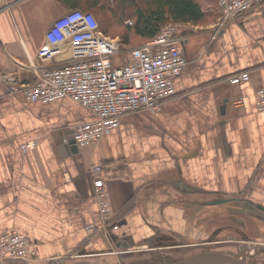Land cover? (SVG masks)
Listing matches in <instances>:
<instances>
[{
	"label": "crops",
	"instance_id": "obj_1",
	"mask_svg": "<svg viewBox=\"0 0 264 264\" xmlns=\"http://www.w3.org/2000/svg\"><path fill=\"white\" fill-rule=\"evenodd\" d=\"M82 8L66 0H0V234L21 233L37 252V260L0 264L145 261L164 247L211 242L209 235L230 242L231 228L245 240L249 226L264 241V113L254 103L264 87V2L215 37L220 14L177 26L187 65L175 94L159 112L127 113L96 145L69 152L73 128L94 115L68 98L28 102L8 82H31L65 61L68 52L43 64L37 51L55 19ZM239 72L248 82L229 84ZM30 142L36 146L23 153L20 144ZM94 164L110 171L104 186L112 220L90 236L84 227L98 221Z\"/></svg>",
	"mask_w": 264,
	"mask_h": 264
},
{
	"label": "built area",
	"instance_id": "obj_2",
	"mask_svg": "<svg viewBox=\"0 0 264 264\" xmlns=\"http://www.w3.org/2000/svg\"><path fill=\"white\" fill-rule=\"evenodd\" d=\"M264 0H216L220 15L215 37L234 18L259 8ZM126 24L132 25L130 20ZM178 27L166 25L150 42L131 47L124 61L116 64L120 42L104 35L96 17L87 11L73 10L53 21L45 32V42L37 57L41 63H51L60 53H69L61 64L40 69L31 82L13 84L11 93L20 92L28 102L42 104L65 98L87 109L94 120L73 128V140L79 147L96 145L118 127L120 118L136 111L159 112L165 99L175 94L174 80L187 65ZM249 74L239 72L228 78L229 84L248 82ZM255 109L264 113V87L255 91ZM66 142V140H64ZM35 147V142L20 144L21 151ZM110 171L102 164L90 168L93 178V198L98 221L89 223L84 231L106 230L112 217L104 181ZM118 230V225H111ZM37 260L35 244L25 235L7 230L0 234V261Z\"/></svg>",
	"mask_w": 264,
	"mask_h": 264
},
{
	"label": "trees",
	"instance_id": "obj_3",
	"mask_svg": "<svg viewBox=\"0 0 264 264\" xmlns=\"http://www.w3.org/2000/svg\"><path fill=\"white\" fill-rule=\"evenodd\" d=\"M84 4L99 22L106 36L117 37L120 43L136 47L150 42L166 25H197L219 14L216 0H66ZM132 18V25L123 20ZM124 28L123 34L119 28Z\"/></svg>",
	"mask_w": 264,
	"mask_h": 264
},
{
	"label": "rangeland",
	"instance_id": "obj_4",
	"mask_svg": "<svg viewBox=\"0 0 264 264\" xmlns=\"http://www.w3.org/2000/svg\"><path fill=\"white\" fill-rule=\"evenodd\" d=\"M92 13V12H91ZM93 14V13H92ZM61 16V15H60ZM179 26V25H178ZM119 30H120V33H122L123 34V32H124V28H119ZM110 37H112L113 38V36H110ZM115 38V37H114ZM120 42V41H119ZM132 46H130V47H128V45H125V44H122V43H120V50H119V56H124V54L125 53H127V50L129 49V48H131ZM133 48V47H132ZM35 146H36V142H35ZM90 147V146H89ZM34 148V147H33ZM30 149H32V148H30ZM30 149H28V151L30 150ZM251 228H252V226H249V230H250V232H251V235H249V240L251 241V242H255L254 240H256V241H261V238L260 237H258V235L257 234H255V232H253V231H251ZM233 231H235V233L234 232H232V234H235V237L234 238H236L237 239V241L239 240V238H240V231H238L237 229H233V228H231ZM205 238L207 237V236H204ZM209 238H210V241H212V240H214V239H212V238H215V237H211L210 235H209ZM221 238V237H220ZM223 238V237H222ZM221 238V239H222ZM263 239V238H262ZM224 241H226V240H224ZM217 242H220V241H217L216 239H215V241H214V243H217ZM212 243V242H211ZM172 244H168V246H171ZM239 245V243L237 244H235L234 242H228V243H221V244H211V245H209V246H207V247H212L211 248V250H213V251H220V252H223V253H231V254H233L234 256H235V254H237L238 253V251H237V249H238V246ZM248 245H253V243H248ZM249 246V247H250ZM172 249V248H171ZM170 248L168 249V251H170L171 250ZM166 250H164L163 252H165ZM167 251V252H168ZM154 252V251H153ZM161 251H155L154 253H160ZM151 253V252H150ZM255 254L253 255V256H251L250 258H247L246 259V262H248L249 264H264V251L263 250H258V251H255L254 252ZM132 255H135V254H132ZM142 255H146L145 253H143ZM141 254H138V256H142ZM238 255V254H237ZM125 256H127V255H125ZM183 256H185L184 254H180V255H178L177 254V256H175V258L174 259H177V258H180V257H183ZM166 257H168V258H170L171 259V261H173L172 260V258H171V256L169 257V256H166ZM100 260H99V263L100 264H107V263H109V262H107L108 260L106 259H104V258H99ZM86 260H88V262H91V261H89V260H91L90 258H87ZM132 260V258L131 257H129V255L127 256V258L126 259H122L121 260V263L122 264H148V262H149V260H145V261H136V260H134L135 262H133V261H131ZM151 260V259H150ZM91 263H93V262H91Z\"/></svg>",
	"mask_w": 264,
	"mask_h": 264
},
{
	"label": "water",
	"instance_id": "obj_5",
	"mask_svg": "<svg viewBox=\"0 0 264 264\" xmlns=\"http://www.w3.org/2000/svg\"><path fill=\"white\" fill-rule=\"evenodd\" d=\"M68 138L69 140H68L67 149L69 152L72 151L74 152V149H76V143H74L75 141L73 140V135L70 134ZM224 202L225 201L223 202L215 201L214 204H220V203L223 204ZM260 248L262 247L254 246L252 248H248L247 246H240L238 256H234L233 254L230 253H223L220 251H213V250L200 251L178 260L169 261L167 262V264H244L242 252L245 251L248 253L249 256L250 255L252 256L254 252ZM78 264H94V263L81 262Z\"/></svg>",
	"mask_w": 264,
	"mask_h": 264
},
{
	"label": "flooded vegetation",
	"instance_id": "obj_6",
	"mask_svg": "<svg viewBox=\"0 0 264 264\" xmlns=\"http://www.w3.org/2000/svg\"><path fill=\"white\" fill-rule=\"evenodd\" d=\"M233 237H235V235H233ZM241 238H242V236L239 238L238 241L236 239L235 240L234 239H230V242H235V244L238 243V242L253 243V245H251L252 247H254V246H260L262 248H260L258 250H263L264 251V241H262V240L261 241H256L255 240V242H251L249 240V238H246L245 240H242ZM211 242L208 241V242H205V243H199L198 245L196 244L193 248H187V247H179V248H176L175 246L166 247V248L164 247V249H166V251L165 252H161L162 256H159V257L158 256L154 257L153 255H155L157 253H154L152 251L151 252V255H152V258L153 259L149 260L148 264H167V262L171 261V259L168 258V257H166V256H169V257L171 256V258L173 257L172 260H178V259L184 258L186 256L192 255V254L197 253V252H200V251L211 250L212 247H207V246H209L211 244H221V243H224L225 244V243H228L229 241H220V242H217V243H214L213 241H211ZM249 246H247V247L249 248ZM237 247H238V249H237L238 253L237 254L239 255V247L240 246L238 245ZM169 248L170 249L172 248V249L170 251H168ZM139 252H141V251H133L132 254H135V255H131V256H138V254H140ZM177 254L178 255L184 254L185 256L180 257V258H177V259H174L175 256H177ZM237 254H235V256H238ZM242 255H243L244 264H249L248 262H246V259L247 258H250L251 255L249 256L248 253L245 252V251L242 252Z\"/></svg>",
	"mask_w": 264,
	"mask_h": 264
}]
</instances>
